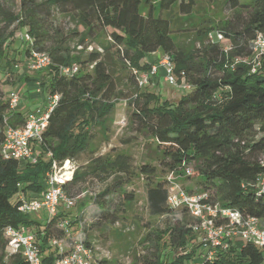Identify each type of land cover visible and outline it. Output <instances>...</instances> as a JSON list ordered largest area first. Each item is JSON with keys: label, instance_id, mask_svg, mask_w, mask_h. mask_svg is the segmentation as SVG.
Wrapping results in <instances>:
<instances>
[{"label": "trees", "instance_id": "obj_1", "mask_svg": "<svg viewBox=\"0 0 264 264\" xmlns=\"http://www.w3.org/2000/svg\"><path fill=\"white\" fill-rule=\"evenodd\" d=\"M3 1L0 0V75L14 72L16 62L13 54H9L10 44L5 45L17 28L25 29L33 39L25 54L34 49L47 52L51 59V65L42 71L48 76L46 84L42 85V95L58 94L59 99L49 115L38 162L31 165L0 160V264H27L20 254L6 253L4 229L20 225L36 230L41 242V264H53L54 251L47 242L63 235L57 229V221L41 224L18 212L17 194L26 199L37 198L35 196L45 189V175L53 160L57 163L77 160L87 150L93 137L91 127L98 126L104 140L107 139L110 117L118 100L115 96L122 94L105 61L112 49L117 56L121 53L123 59L139 72L150 67L148 64L139 66L145 56L156 52L168 54L175 73L179 75L184 71L186 74L191 89L179 98L173 109L167 103L160 105L158 94L140 90L137 86L130 97L134 109L130 120L155 141L163 171L176 172L183 164L195 162L202 192L225 207L261 220L264 226V193L257 196L245 187L253 184L261 172L264 74L249 75L244 66L234 70L224 67L228 57L245 50L257 32H264V0L251 1L248 14L236 32L220 31L236 48L228 57L219 43L208 40L212 30L207 27L198 31V35L200 41L206 42L208 51L203 49L201 55H195L176 49L169 21L160 13L176 5L180 13L189 15L197 0H20L16 15ZM229 2L233 8L238 6V0ZM142 8H146V14H142ZM155 8L159 11L157 15ZM58 16L69 17L75 28L65 30L55 25ZM102 34L109 39L110 46H102L101 52H86V41L96 42ZM74 38H77V44L70 50L69 42ZM73 63L79 65L75 75H59L58 67ZM24 85L28 88L27 93L35 90L26 80ZM23 119L20 109L12 113L6 100H0V144L5 125L20 126ZM48 152L51 158L45 156ZM131 166V158L126 154L95 159L90 172L100 181L115 174L121 176L106 186L98 197L121 192L137 176ZM138 174L147 180L146 199L151 216L162 218L173 212L188 215L183 209L173 211L168 208L166 181L151 180L156 174L154 167L144 164L138 168ZM82 179L75 172L62 189L70 194ZM121 193L123 204L130 205L134 201L133 194ZM91 199L96 201V195ZM97 204L102 210L103 205ZM63 212L60 217L65 218ZM191 223L185 224L179 219L172 224L168 242L185 246L195 237ZM196 249L171 264H186L184 260L192 259ZM232 249L231 257L218 252L212 261H207L201 253L195 261L200 264H264L263 254L250 244L236 241ZM143 263L158 264V260L143 258Z\"/></svg>", "mask_w": 264, "mask_h": 264}, {"label": "rangeland", "instance_id": "obj_2", "mask_svg": "<svg viewBox=\"0 0 264 264\" xmlns=\"http://www.w3.org/2000/svg\"><path fill=\"white\" fill-rule=\"evenodd\" d=\"M229 1L197 0L189 15L180 13L176 5L167 12H161V17L169 21L171 37L176 49L183 51L185 54L192 53L195 55H201L203 49L208 51V47H205L206 42L200 41L198 35V31L203 30L204 27L212 30L208 35V40L211 43L216 38V32H236L242 21L245 20L249 11L248 6H250L252 0H238L236 8H233ZM3 4H7L15 15L19 14L20 0H4ZM242 5L246 7H241ZM141 12L146 14V8H142ZM158 12V9L155 8V15ZM55 25L61 26L65 30L75 28V23L69 17L64 16H58ZM21 30L23 29L17 28L6 43V46L10 44L9 54H13L15 62L21 70L0 75V100H6L7 94L15 90L21 95L22 99L18 110L20 109L25 113L26 98L24 96H28L26 95L27 86L24 85L25 80L31 84L30 88L32 87L35 90L39 88L42 91V85L46 84L48 76L47 72L32 73L24 71L22 60L28 44L19 41L17 35ZM78 31L81 32L82 29L78 28ZM96 42L87 40L85 51L110 46V41L104 34L100 35ZM76 44L77 38L70 40V50H73ZM229 44H231V40L228 38L219 43L221 49L226 48ZM117 54L112 49L105 58L106 64L116 80L117 90L122 93L115 96L118 100H116L114 111L110 117L111 123L106 135L107 139L104 140L98 126L91 127L89 130L93 137L90 146L75 160V172L83 179L78 187L70 193L71 196L76 198L75 207L70 210H63L65 218L70 221L71 237L73 240L80 239L91 246L96 258L103 260L105 264H145L143 258L148 260L157 258L158 264H171L179 260L180 257L189 255L192 249L197 247L195 256L192 259L184 260L186 264H196L195 260L199 254L202 253L201 257H204V253L200 247L198 248L199 241L196 235L185 246L178 247L168 242L170 226L179 219L185 224L191 223L188 215L173 212L168 216L157 218L149 214L146 199L147 180L138 174V168L144 164L154 167L156 174L151 177L154 182L166 181L169 173L163 171L162 166H160L158 159L161 154L155 141L148 133L140 130L130 120V115L134 110L130 103V97L137 89L133 79V71L138 70L132 68L128 60L123 59V56L120 55L121 53L120 56H117ZM153 58L151 55L145 56L139 61V66L145 64L150 66L160 59L153 60ZM140 90L158 94L160 105L167 103L171 109L175 107L179 98L185 94L181 90L169 88L165 83L159 86V83L150 82L149 85ZM40 95L44 96L42 93ZM116 154L128 155L131 158L133 172L137 173V176H134L131 182L121 190L126 194L134 195V201L130 205L122 203L121 192L98 197L104 192L106 186L121 178L120 175L115 174L110 179L102 182L90 172L91 164L95 159L112 158ZM188 166L193 169L192 175L187 177L182 169H178L173 176L174 181L190 194L200 193L202 190L200 178L196 172V163L189 162ZM95 195L96 201H93L91 197ZM97 202L103 205L102 210ZM232 246L224 254L226 257H231L234 254Z\"/></svg>", "mask_w": 264, "mask_h": 264}, {"label": "built area", "instance_id": "obj_3", "mask_svg": "<svg viewBox=\"0 0 264 264\" xmlns=\"http://www.w3.org/2000/svg\"><path fill=\"white\" fill-rule=\"evenodd\" d=\"M17 37L19 41L29 45L33 40L25 29L21 30ZM215 37L212 43H220L225 39L221 32H216ZM235 49L232 44H229L222 49V52L228 57ZM96 50L101 52L100 48ZM22 61L24 71L32 73L42 72L51 65L47 52L34 49H29ZM226 63L224 67L228 70L244 66L249 75L264 74V32H257L248 47L228 57ZM13 68L14 71L21 70L18 64H15ZM78 70L79 65L75 63L58 67L60 76H72ZM159 74L169 88L183 92L191 89L186 81L185 72L181 71L179 75L175 73L174 64L168 54H163L156 63L150 65L147 71H133V77L139 89L149 85L151 79ZM35 93L40 94L42 91L36 88ZM58 99V94H45L41 106L28 112L20 126L5 125L4 139L0 144V160H16L31 165L38 162L49 115L56 107ZM21 101V95L15 90L10 91L6 96L8 110L12 113L18 110ZM45 156L51 158L50 152ZM259 165L261 172L256 181L245 185L257 196L264 193V154L259 157ZM181 169L187 177L193 173V169L188 164H183ZM75 170V160H65L62 163L53 160L50 170L45 175V189L37 198L26 199L20 193L17 194L19 200L17 210L35 219L41 218L42 213L46 221H57V229L63 235L61 238H50L47 242V246L54 251L53 264H103L104 261L96 258L91 246L80 239L73 240L70 221L60 217L64 209L70 210L76 205V198L62 189L64 183L72 180ZM174 174L175 172H170L166 178V205L173 211L185 210L192 219L190 229L198 238L200 249L204 253L202 258L212 261L218 252H228L236 241L252 245L260 250L264 257V226L261 220L243 215L238 209L223 206L218 201L212 200L206 192L188 193L174 181ZM3 234L8 255L20 254L27 264H41V242L35 230H29L22 225L7 226ZM196 264L200 263L196 262Z\"/></svg>", "mask_w": 264, "mask_h": 264}, {"label": "crops", "instance_id": "obj_4", "mask_svg": "<svg viewBox=\"0 0 264 264\" xmlns=\"http://www.w3.org/2000/svg\"><path fill=\"white\" fill-rule=\"evenodd\" d=\"M153 58V60L157 59V58H160L162 55L160 54V52H156L154 54H151ZM149 64H152L151 62H148ZM150 82H153V83H159V86H161V84H164L163 80H162V77H161V74L155 76L154 78L151 79ZM28 89V88H27ZM179 91V90H178ZM26 95L28 96H24V98H26V101H25V106H26V111L24 114V116L30 112V111H33L35 110L36 108L40 107L41 104H42V100H43V96H41L40 94H37L35 93L34 91H30L29 93L26 92ZM21 111V110H20ZM41 215L43 216V214L41 213ZM35 219V218H34ZM37 220L39 223H45L46 222V219L45 217H41V218H38V219H35ZM34 228V227H33ZM32 230H35V229H32ZM36 231V230H35Z\"/></svg>", "mask_w": 264, "mask_h": 264}]
</instances>
